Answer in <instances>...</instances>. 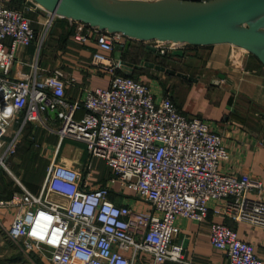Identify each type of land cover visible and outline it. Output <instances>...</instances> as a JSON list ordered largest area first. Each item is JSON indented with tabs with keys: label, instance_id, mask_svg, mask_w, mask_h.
<instances>
[{
	"label": "built area",
	"instance_id": "obj_1",
	"mask_svg": "<svg viewBox=\"0 0 264 264\" xmlns=\"http://www.w3.org/2000/svg\"><path fill=\"white\" fill-rule=\"evenodd\" d=\"M27 5L30 11L45 12L47 30L60 18L32 0ZM77 23L82 28L75 38H94L99 51L93 65L110 77V85L70 100L63 69L46 71L36 63L28 77L12 75L18 52L35 43L37 31L25 11L0 0V172L12 174L10 161L24 127L45 126L47 112L60 118L56 133L61 140L83 143L91 155L85 178L78 169L53 160L40 194L16 178L21 190L0 199V210L13 218L8 237L44 264H189L183 246L174 243L181 232L179 220L204 222L211 203L221 204L217 213L237 223L264 228L263 184L249 175L222 172L230 159L223 136L205 120L181 112L171 96L160 98L139 78L122 73L125 63L113 54L133 39ZM145 43L163 55L190 46ZM79 111H85L81 118ZM22 116V126L13 130ZM95 158L105 161L115 177L92 189L88 180ZM117 183L133 191L148 210L114 202L110 196ZM210 239L229 264H264L255 246L227 224L214 223Z\"/></svg>",
	"mask_w": 264,
	"mask_h": 264
},
{
	"label": "crops",
	"instance_id": "obj_2",
	"mask_svg": "<svg viewBox=\"0 0 264 264\" xmlns=\"http://www.w3.org/2000/svg\"><path fill=\"white\" fill-rule=\"evenodd\" d=\"M12 2L14 0H10L11 7ZM20 2L22 8L19 10L25 11L34 21L37 39L34 44L18 52L12 71L14 77H28L36 63L46 71L63 69L69 81L66 95L70 100L83 99L87 90L109 87L110 77L93 65L94 53L99 51L94 38L87 42L75 38L82 28L78 21L60 17L47 30L43 25L45 12L30 11L28 0ZM145 45L149 47L151 43ZM151 52L146 53L144 58L148 60L145 62L155 63L158 61V51ZM247 52L231 44L191 45L186 49V55L178 58V61H189L205 55L206 65L199 68L197 73L176 71L198 81L170 76L148 67H143L146 70L137 78L148 84L158 97L171 96L181 112L205 120L223 136L230 154V159L221 167L223 173L249 175L261 181L264 187V65ZM123 53L121 60L124 62ZM113 56L117 59V51ZM84 114L85 111H79L77 118ZM44 118L45 126L30 123L24 127L17 152L10 161L12 174L0 172V199H10L21 190L16 178L32 193L40 194L53 160L78 169L85 178V168L91 160L86 145L69 139L61 140L56 133L61 127L56 112H47ZM22 124L23 116L13 130L20 129ZM9 176L13 179L9 180ZM114 177L113 170L105 161L95 158L92 176L88 180L89 188L107 185ZM110 197L117 204H129L141 211L149 208L135 197L133 191L122 189L119 183L112 186ZM221 208V204L211 203L209 215L202 223L179 220L181 232L174 243L183 246L186 261L189 264H229L226 253L214 248L211 243V227L217 223L235 229L241 240L255 246L257 255L264 262V228L245 222L237 223L218 214ZM0 219L5 227H10L13 222L6 209L0 210ZM35 261L40 263L37 257ZM166 264L181 263L169 261Z\"/></svg>",
	"mask_w": 264,
	"mask_h": 264
},
{
	"label": "water",
	"instance_id": "obj_3",
	"mask_svg": "<svg viewBox=\"0 0 264 264\" xmlns=\"http://www.w3.org/2000/svg\"><path fill=\"white\" fill-rule=\"evenodd\" d=\"M37 4L60 17L123 33L135 41L231 44L247 50L264 65V0H32V5ZM130 43L117 48V60ZM148 48L157 52L153 46ZM173 54L185 56L183 50ZM143 67L190 78L145 61L140 66L125 63L123 73L133 76Z\"/></svg>",
	"mask_w": 264,
	"mask_h": 264
},
{
	"label": "rangeland",
	"instance_id": "obj_4",
	"mask_svg": "<svg viewBox=\"0 0 264 264\" xmlns=\"http://www.w3.org/2000/svg\"><path fill=\"white\" fill-rule=\"evenodd\" d=\"M159 59L160 58H158V60ZM145 60L148 59L144 58V61ZM206 62H207V56L205 57L204 55V57L203 56L197 57L196 59H192L189 61L188 60H181L178 62L174 61L171 62L169 65L171 68H174L178 71L197 73V70L199 68H203L206 65ZM102 170H104L103 167ZM12 179H13L12 176H9V180ZM7 228L8 227H5L4 222L0 223V264H38L32 255H29L24 252V250L22 249L23 246H19L13 241H11L6 231ZM39 264H44V263L40 262Z\"/></svg>",
	"mask_w": 264,
	"mask_h": 264
},
{
	"label": "trees",
	"instance_id": "obj_5",
	"mask_svg": "<svg viewBox=\"0 0 264 264\" xmlns=\"http://www.w3.org/2000/svg\"><path fill=\"white\" fill-rule=\"evenodd\" d=\"M25 1L26 0H24V2ZM12 3H13L12 7L16 8V9L22 8V6L20 5L21 4L20 0H14V2H12ZM146 53H152L151 50L148 48V45H145V42L133 40L131 42V44L129 45V48L124 50L123 59H124L125 63H129V64H132L134 66H140L142 64V62H144V57H145ZM185 55H186V53H185ZM157 56L160 59L158 61H155V64L176 70L174 68H171L169 64L171 62H174V61L178 62V58H180L179 56L177 57L173 53L163 55L159 51H158ZM145 70L146 69H144V68L143 69H136L134 74H133V77L137 78L138 77L137 75L142 73ZM2 171H4V170H2ZM3 191H4V189H3Z\"/></svg>",
	"mask_w": 264,
	"mask_h": 264
}]
</instances>
